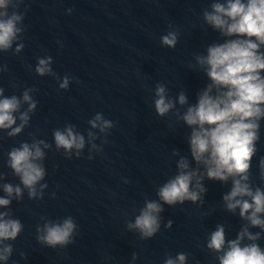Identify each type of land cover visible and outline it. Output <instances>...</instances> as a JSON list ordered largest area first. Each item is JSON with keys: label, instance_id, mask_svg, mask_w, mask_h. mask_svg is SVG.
I'll return each instance as SVG.
<instances>
[{"label": "clouds", "instance_id": "obj_1", "mask_svg": "<svg viewBox=\"0 0 264 264\" xmlns=\"http://www.w3.org/2000/svg\"><path fill=\"white\" fill-rule=\"evenodd\" d=\"M24 5L23 11H20ZM30 5L25 0H0V53L13 49L14 42L23 41L26 26L24 19ZM71 14L72 9L67 10ZM203 24L219 34L221 41L208 44L204 50L194 56L195 63L189 69L202 73L207 83L195 92V102H190L185 91L170 97L163 82L154 89L153 107L156 114L167 117L172 114L177 121L189 129L186 137L191 161L197 165L192 168L188 156L173 150L177 174L167 179L157 189L158 199H148L134 222H128L127 229L134 230L141 240L155 237L161 230L164 205L175 207L186 201L204 203L207 187L204 179L227 184L231 179L230 190L223 194L222 203L227 212L236 214L248 221L240 228L235 239H227L225 225L217 224L210 232L206 248L215 253L219 264H264V248L258 243L264 233V157L259 160V180H252L251 164L261 139V123L264 121V0H212L202 11ZM180 33L169 24V30L160 37L163 47L174 49ZM23 43L15 47V53L21 52ZM51 56L38 57L34 71L40 76H52L58 81L61 90H67L72 77L62 79L53 71ZM7 65L0 66V72H6ZM36 89L26 88L20 96L5 95L0 87V131L9 138L19 136L29 126L31 115L37 109V101L31 93ZM177 104L180 106L177 108ZM27 105L26 108L23 106ZM23 109V110H22ZM180 109H183L181 111ZM18 114V115H17ZM92 129L99 127L105 133L101 145L95 143L98 137L92 131L88 138L75 130L72 124L52 132L55 150L66 159L80 158L88 147V159L93 153L103 151L107 143V130L114 122L105 119L97 112L88 120ZM53 144L44 139L31 138V142L22 141L13 146L7 154V167L19 179L18 184L0 183L4 193L0 196V261H8L13 255V243L17 240L24 225L14 218L10 206L13 200H23L24 192L30 200L43 198L47 171L44 164L46 153ZM203 166V172L200 166ZM6 175L0 173V181ZM171 228L172 221L165 225ZM250 228H259L253 233ZM36 240L39 244L51 248H66L74 242L77 224L71 216L62 223L45 221L36 227ZM247 239L249 243H243ZM24 256V253H21ZM138 255L132 254V261ZM187 253H177L175 259L167 255L163 264H186Z\"/></svg>", "mask_w": 264, "mask_h": 264}]
</instances>
